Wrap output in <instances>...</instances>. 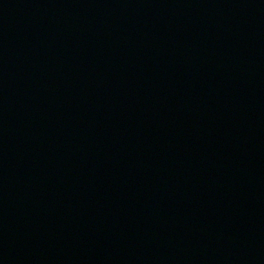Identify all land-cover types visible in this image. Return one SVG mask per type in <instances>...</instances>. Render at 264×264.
<instances>
[{"label":"water","instance_id":"1","mask_svg":"<svg viewBox=\"0 0 264 264\" xmlns=\"http://www.w3.org/2000/svg\"><path fill=\"white\" fill-rule=\"evenodd\" d=\"M0 264H264V0H0Z\"/></svg>","mask_w":264,"mask_h":264}]
</instances>
